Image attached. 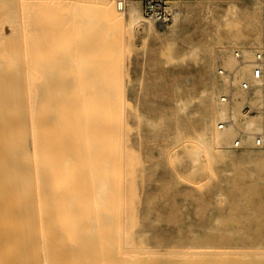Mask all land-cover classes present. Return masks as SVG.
I'll return each instance as SVG.
<instances>
[{
  "label": "rangeland",
  "instance_id": "obj_1",
  "mask_svg": "<svg viewBox=\"0 0 264 264\" xmlns=\"http://www.w3.org/2000/svg\"><path fill=\"white\" fill-rule=\"evenodd\" d=\"M109 1L115 9L116 0ZM18 2L13 28L19 40L12 27L4 29L0 9V64L8 71L0 74V264L53 257L60 264H264V152L216 149L205 140L206 150L197 139L203 115L215 128L209 119L216 98L231 83L217 69L236 68L233 51L264 45V0H169L174 16L166 26L142 17L133 28L104 22L95 3L81 2L64 53L60 1L27 0L21 10ZM129 5L143 15L141 0H125ZM17 48L24 116L20 72L8 62ZM24 49L34 72H46L37 74L41 79L25 70ZM73 54L83 59L66 61ZM227 54L234 58L230 68L221 62ZM49 75L60 78L54 143L42 111L53 85ZM5 143L14 147L15 153L6 148L19 167L10 165ZM59 164L60 186L51 187L46 173L58 174ZM34 236L37 251L31 250Z\"/></svg>",
  "mask_w": 264,
  "mask_h": 264
},
{
  "label": "bare ground",
  "instance_id": "obj_2",
  "mask_svg": "<svg viewBox=\"0 0 264 264\" xmlns=\"http://www.w3.org/2000/svg\"><path fill=\"white\" fill-rule=\"evenodd\" d=\"M15 1L16 0H1V5H0V9H1V13H2V15L4 16V19H3V23H4V29L8 32V28H10V27H12L13 28V26L15 27V24H14V22H13V18H14V16H15V18H16V12H15ZM17 1H19L18 2V8H20V10L22 9V8H25L26 6H27V0H17ZM60 1V37H62V41L63 42H61V45H59L60 47H61V50H63L62 51V53H64V49H66V48H68V46L70 45V43L69 42H67V41H65L64 40V38L66 37V36H68L69 34H71V32H72V29H70L71 28V24L74 22V14H73V11H74V8L75 7H77V6H79V4L81 3V2H83V3H86L87 1L89 2V3H91V4H96L97 6H98V8H99V11H100V14H101V16H102V19H103V21L104 22H110V23H116V24H123V23H127V25H128V28H133L134 26H136L140 21H141V19H142V17H143V19H146L145 18V16H143V15H140L139 13H138V11H137V9L135 8V7H133V6H131V5H129V6H125V0H121V2H123V4H122V7L121 6H119V2H120V0H116L115 1V9H114V5L112 4V2H110L109 0H59ZM54 3V2H53ZM167 3H169V0H166V4ZM169 8H170V10H171V12H172V15L174 16V11H173V9L170 7V5H167ZM257 9H258V7L257 6H255V7H252V9H250L251 10V15L253 16V20L255 21L256 20V15H257ZM119 11V13L120 14H116L115 13V11ZM20 12V11H19ZM57 12H59V11H57ZM0 13V14H1ZM250 13V12H249ZM21 14H23V12L21 11ZM86 14V13H85ZM23 16V15H22ZM22 16H20V17H22ZM20 17H19V20H20ZM22 21V20H21ZM21 21H19V22H21ZM95 21H97V20H95ZM12 23H13V25H12ZM22 23H23V21H22ZM22 23L20 24V26L22 25ZM88 23V22H87ZM17 24V23H16ZM17 26V25H16ZM158 26H160V27H164V26H166V25H163V24H159ZM157 26V27H158ZM150 27V26H149ZM19 28V27H18ZM21 28V27H20ZM22 28H23V26H22ZM34 28V27H33ZM128 28H127V30H128ZM28 28H26L25 29V27H24V30L26 31ZM149 29V28H148ZM13 30H15L14 31V33H12V34H15V36L18 38V34H17V32H16V30L17 29H15V28H13ZM12 30V31H13ZM20 30H22V29H20ZM2 31H3V34H5L4 33V30L2 29ZM25 31H23L22 30V33L24 34V32ZM2 33V32H1ZM9 33H11V32H9ZM17 34V35H16ZM23 34H21V37H22V35ZM1 35V34H0ZM32 35H33V33H32ZM26 36V35H25ZM25 36L23 35V37H24V39H25ZM11 37H13V36H11ZM5 38V37H4ZM3 38V39H4ZM15 38V37H14ZM14 38H12V39H14ZM17 38H15L16 39V41H15V39L13 40V42L12 43H16V47H18L17 45H19V42L17 43V41L19 40V38H18V40H17ZM23 38H21V40H24ZM4 41H5V39H4ZM11 41V40H10ZM26 40H24V42H25ZM21 42H23V41H21ZM23 42V43H24ZM3 43V42H2ZM22 43V44H23ZM0 44H1V42H0ZM4 44V43H3ZM5 44H6V42H5ZM8 44V43H7ZM26 44V43H25ZM25 44H23V47L25 46ZM15 45V44H14ZM0 47H2V46H0ZM15 47V48H16ZM27 47V46H26ZM25 47V48H26ZM60 47L59 48H56V49H60ZM262 47H264V45L263 46H260V47H257V48H254V49H252V50H250L249 51V48H246V49H243V51H241V50H239L242 54H241V56H242V59H243V61H246V62H248V61H250L251 59H252V55H253V52L254 51H256V50H258V49H260V48H262ZM14 47H12V49H13ZM18 50L16 51V49L15 50H13V52L15 53V55H14V58L16 57V55L18 56V54H20L19 53V48H17ZM23 49V48H22ZM27 49H28V47H27ZM23 50L24 52L22 53V54H25L24 56L22 55V60L23 61H25V62H27L25 65H26V67L28 66V68H26V67H24L25 68V70L26 69H28L31 73H32V71H33V73L32 74H34L35 75V73H36V75L33 77V79L35 78V79H38V78H40V77H42L46 72H43L42 71V73H43V75H42V73H40V72H38L37 73V71H35L34 72V69H33V67H32V65L30 66L29 65V62L27 61V60H25L24 59V57L26 56L27 57V55H28V53H26V51H28V50ZM53 51H54V48H53ZM236 51H238V50H236ZM236 51H233V55H234V53L236 52ZM238 51V52H239ZM18 52V53H17ZM243 53H245V55H243ZM27 54V55H26ZM65 55V54H64ZM247 55V56H246ZM20 56V55H19ZM28 57H29V55H28ZM14 58H12V60L11 61H8V62H10V63H12V61L15 63V67H16V69L18 70V72H20V73H16L18 76L21 74V70H19L20 68H21V63H19L20 61V57H16L15 59ZM18 59V60H17ZM65 59H68V60H66V61H69V60H73V62H77L79 59H83L82 58V55H80V54H73V55H70V56H68L67 58H65ZM17 60V61H16ZM19 61V62H18ZM30 61V60H29ZM65 60H63V62H64ZM25 62H23V63H25ZM221 62H222V66L223 67H225V68H230V67H232L233 66V63H234V58H233V56H231V55H229V54H227V56H224V58H223V60H221ZM69 63V62H68ZM7 64H9V63H7ZM6 64V65H7ZM20 66V68H19V66ZM64 64V63H63ZM67 64V63H66ZM73 64V63H72ZM77 64V63H76ZM24 65V64H23ZM10 66H12V65H10ZM18 66V67H17ZM14 67V68H15ZM29 67H30V69H29ZM34 68H35V66H34ZM44 70V69H43ZM226 70V69H225ZM219 71V69H217V72ZM228 71H231V70H228ZM7 73L8 71H6V68H4L3 66L1 67V64H0V74H3V73ZM11 72H12V70H11ZM25 72V71H24ZM52 72V71H51ZM50 72V73H51ZM15 73V72H14ZM49 73V74H50ZM13 74V73H12ZM40 76H38V75ZM47 74H48V72H47ZM16 75V76H17ZM50 75H52V73L50 74ZM50 75L49 76H47V78H49L50 77ZM1 76V75H0ZM3 76V75H2ZM8 76V75H7ZM12 76H14V75H12ZM18 76L16 77V79L18 78ZM46 76V75H45ZM20 78V79H19ZM19 78H18V80H17V83H16V85L17 86H19L17 89H19V90H17V92H18V94H20L19 96H20V99H18V102H19V100H20V102H22L23 101V94H22V80H21V76H19ZM24 78H26V77H24ZM46 78V79H47ZM240 78H243V79H245V80H248V81H250V75H249V66H247V65H245V66H243L241 69H240ZM0 79H1V77H0ZM34 79V80H35ZM41 79V78H40ZM50 79H51V77H50ZM9 80V79H8ZM25 80V79H24ZM33 80V83L35 82ZM39 80V79H38ZM4 81V80H3ZM14 81V83H13V87H14V84H15V80H12V82ZM26 81V80H25ZM2 81H0V84H2L1 83ZM11 82V83H12ZM47 82H49V84H53V85H50V86H48V88H47V94H46V101H45V105H44V107H43V109H42V111H43V115H44V118H45V124H46V127H48V129H49V132H48V137H49V139H50V141L52 142V143H54L55 141H52V139H54V137H56V140L59 138V135L55 132V130L54 129H58V130H60V78H58V79H51V80H47ZM214 82V81H213ZM9 83V82H8ZM20 83V84H19ZM35 84V83H34ZM33 84V87H32V85H31V91L33 92V94H31L32 95V98H33V100H31L32 101V103L33 104H31V105H35L34 103L36 102V98H37V95H36V91L38 90V87H37V90H35L36 88H34V86H36V85H34ZM44 85H45V81H44V83H43ZM27 85V84H26ZM44 85H42L43 87H44ZM3 86V85H2ZM1 86V89L3 88ZM41 86V87H42ZM40 87V88H41ZM213 87H214V85H213ZM25 88H26V86H25ZM4 89V88H3ZM13 90L15 89V88H12ZM33 90H35V91H33ZM41 90V89H40ZM39 90V91H40ZM3 92V91H2ZM14 92V91H13ZM42 92V91H41ZM222 92H224V91H222ZM35 93V94H34ZM37 93H39L38 91H37ZM236 93V92H235ZM14 94V98H15V93H13ZM33 95H34V97L36 96V98H34L33 97ZM206 95V93H205V91L204 90H202L201 91V95L200 96H205ZM1 98H2V101L4 102L5 101V99H4V93H1ZM18 96V97H19ZM26 96H27V93H26ZM236 98H238V97H240L241 99H243V94L240 92V91H238L237 90V95L235 96ZM28 98V97H27ZM31 98V99H32ZM27 100V99H26ZM35 100V101H34ZM16 102V101H15ZM18 103L19 105H20V107H21V116H24L23 114H24V110H22L24 107H22L23 106V102H22V104L21 103ZM214 102V101H213ZM238 102V103H237ZM250 102L252 103V104H254V105H256L257 104V102H258V97L256 96V97H254L253 99H251L250 100ZM26 103H27V101H26ZM236 103H237V106H236ZM239 103H241V101L240 100H234V102H233V104L232 105H227V104H223V103H220L219 101H218V96H217V98H216V101H215V107H213V108H215L214 109V113H213V115L210 117V121H211V124L213 123V120H216V123H215V128L214 129H209L208 127H207V124H206V121H207V118L208 117H206V116H202L201 117V119H202V128H201V130H200V132H199V134L197 135V139H198V142L201 144V145H203L204 146V149H206L207 150V148H208V146L205 144V140H207V142L209 143V145H211L213 148H216V149H220V148H233L232 146H231V143H232V140H233V138L237 135V133H239L240 131L239 130H237L236 131V134H235V130L236 129H240V130H242L241 132L245 135L243 138H242V145L239 147V148H233V149H240V150H245V149H247V150H261L262 152H264V137H263V145L261 146V147H256V146H254L252 143H251V138H250V134L251 133H253V132H255L256 130L258 131V130H260V129H264V124H263V122H262V119H261V117H259V116H252V117H250V118H247V119H244V120H242L241 118H240V109H241V104H240V107H238L239 106ZM28 104V103H27ZM3 105L4 106H6V101L3 103ZM15 106H16V103H15ZM9 107V106H8ZM33 107V106H32ZM16 108V107H15ZM19 108V107H18ZM34 108V107H33ZM4 109H6V113L5 114H7V108H4ZM28 109V108H27ZM32 109V108H31ZM1 111V110H0ZM17 112V111H16ZM33 112H34V110H33ZM2 114V113H1ZM1 114H0V116H1ZM29 114V113H28ZM10 117V115L8 114V118ZM227 118H230L231 119V123L230 124H228V125H226L224 128H218V122L219 121H222V120H224V119H227ZM1 119H2V117H1ZM6 119H7V116H6ZM20 119V118H19ZM24 117H21V121H22V123H24ZM29 119V118H28ZM31 119H32V117H31ZM8 120V119H7ZM18 120V119H17ZM260 121H261V123H260ZM29 122V121H28ZM10 123V122H9ZM31 123V122H30ZM29 123V124H30ZM4 124V123H3ZM2 124V125H3ZM8 124V123H7ZM17 124H19V123H17ZM33 124V123H32ZM20 125V124H19ZM24 125H25V123H24ZM24 125L22 124V126L24 127ZM31 125V124H30ZM33 128H34V124H33V126H32ZM5 128V127H4ZM8 128H10V127H8ZM11 129V128H10ZM4 130V129H3ZM3 130H2V132H3ZM34 131H33V137H36V131H35V129H33ZM30 131V130H29ZM1 132V133H2ZM4 132H6V130L4 131ZM11 133V131L9 132V134ZM24 133V132H23ZM8 134V132L6 133V135ZM31 134V133H30ZM9 136H11V134L9 135ZM21 136V135H20ZM19 136V137H20ZM29 136H31V135H29ZM19 137H17V139H19V140H22L21 138H19ZM32 137V138H33ZM31 138V137H30ZM11 138L9 137V140H10ZM34 140L36 139V138H33ZM12 140H10V142H11ZM4 142V141H3ZM5 142H8V139L5 141ZM21 142V141H20ZM35 142V141H34ZM10 143H5V149L7 150L6 152H7V156H8V158H9V156H10V154H8L9 152H12L11 151V149L14 151V147H12L11 145H9ZM35 144H36V142H35ZM8 146H11L10 148V151H9V149H7L8 148ZM58 146H60V144H58ZM7 147V148H6ZM16 149H17V147H16ZM18 150V149H17ZM9 151V152H8ZM25 151L27 152V149L25 148ZM22 152H23V150H22ZM31 152H32V148H31ZM13 153H15V151L13 152ZM242 153H245V152H242ZM12 154V153H11ZM26 154L27 153H25V155L23 154L22 156H26ZM33 154V153H32ZM32 154H31V156H32ZM13 155V154H12ZM11 155V156H12ZM35 155V154H34ZM56 155L58 156V158H60V147L56 150ZM11 156H10V159H9V161L12 159L11 158ZM14 156H15V154H14ZM27 158H28V154H27ZM35 158H36V156H35ZM34 158V159H35ZM2 159V158H1ZM14 159H16L15 157H14ZM24 159H26V157L24 158L23 157V160ZM31 159H33V158H31ZM261 160H262V158H260ZM16 160H18V159H16ZM13 161L14 162V164L17 166V167H19L18 165H19V163L17 162V161ZM24 161H26V160H24ZM33 161V160H32ZM65 161V160H64ZM67 161V160H66ZM12 162V160L10 161V165L12 164L13 165V162ZM15 162H17V163H15ZM22 162V161H21ZM2 163V162H1ZM24 164H26V165H29L28 164V162H24ZM65 164V163H64ZM63 164V165H64ZM4 165H5V163H4ZM4 165H2V166H4ZM32 165H33V163H32ZM9 167V166H8ZM14 167V166H13ZM20 167H23L22 165L20 166ZM28 168H29V166H27ZM15 168V167H14ZM57 168H58V174H53L52 172H50V171H47V173H46V177H47V179H46V181L48 182V184H49V186H51V187H58V186H60V164L57 166ZM5 169H6V167H5ZM23 169H25L26 170V168H24L23 167ZM17 170L19 171V174H20V170H21V168H20V170L17 168ZM3 171H4V169H3ZM6 171V170H5ZM14 171L16 172V174L18 173L16 170H14L13 169V174H14V179H15V173H14ZM22 171H24V170H22ZM27 171V170H26ZM33 171H34V169H33ZM25 172V171H24ZM29 172H30V170H29ZM23 173V172H22ZM8 174V173H7ZM26 174H30V173H26ZM25 173H23V175H26ZM11 175H12V173H11ZM28 175H26V176H28ZM33 175H34V173H33ZM26 176H25V180H26ZM30 176V175H29ZM28 176V181H30V177ZM13 177V176H12ZM12 177H11V179H12ZM17 177H19L20 178V176H18L17 175ZM37 177V176H36ZM24 178V177H23ZM34 178V177H33ZM14 179H12V180H14ZM9 180V179H8ZM21 180V179H20ZM24 180V181H25ZM26 180V181H27ZM35 180V179H34ZM25 181V182H26ZM13 182V181H12ZM21 182V181H20ZM28 184L30 183V182H27ZM36 183V182H35ZM16 183H14L13 182V186L15 185ZM28 184H26V185H28ZM30 185V184H29ZM28 185V186H29ZM35 185V184H34ZM16 186V185H15ZM22 187H24V185H23V182H22V185H21ZM36 186V185H35ZM34 186V187H35ZM68 186V185H67ZM21 187V188H22ZM28 188V187H27ZM26 188V191L28 190ZM17 189V188H16ZM14 190V189H13ZM15 191V190H14ZM36 191V190H35ZM34 191V192H35ZM99 191H100V189H99ZM17 192V191H16ZM23 192V191H22ZM37 192V191H36ZM15 193V192H14ZM24 193V192H23ZM35 195H36V193H35ZM15 197H17V196H15ZM36 197V196H35ZM69 197V196H68ZM67 197V198H68ZM18 198V197H17ZM32 197H31V193L28 195V200H30V203H31V207L33 206L32 205ZM36 199V198H35ZM17 200V199H16ZM40 202V201H39ZM37 203V202H36ZM69 203V202H68ZM15 204H16V202H15ZM24 204V203H23ZM37 205V204H36ZM102 204H100V206H101ZM22 206H24V205H22ZM100 206H99V208H100ZM16 207H17V205H16ZM30 207V208H31ZM39 207V206H38ZM18 209H19V207H17ZM33 208V207H32ZM31 208V212L33 213H31V216H33V219H32V226H35V222H33L34 221V212H33V209ZM37 208V207H36ZM40 209V208H39ZM24 212H26V211H24ZM30 212V211H29ZM16 214H17V210H16ZM30 214V213H29ZM19 218H20V216H19ZM38 218V217H37ZM41 219V218H40ZM27 224H29L28 222H27ZM31 224V223H30ZM34 224V225H33ZM38 224H39V222H38ZM22 226V225H21ZM38 226V229H39V225H37ZM33 228V227H32ZM41 228V227H40ZM34 230H32L33 231V233L35 232L36 233V230H35V228H33ZM41 230V229H40ZM34 233V234H35ZM39 235H40V237H41V235H42V233L41 232H39ZM21 237H23V236H21ZM24 238V237H23ZM21 239L22 240V242H23V240L24 239ZM30 239V238H29ZM43 239V238H42ZM32 240V239H31ZM30 240V241H31ZM34 241H35V236H34V239H33ZM27 241V240H26ZM39 241H40V244H42V246H43V248L45 247V245H43L44 244V240H42V242H41V240L39 239ZM31 243H32V241H31ZM34 243V247L35 248H32V246L33 245H31V250H36L37 251V242L35 241V242H33ZM24 244V243H23ZM120 245V244H119ZM25 246V245H24ZM24 246H23V248H24ZM27 246V245H26ZM120 247V246H119ZM25 249H26V247H25ZM25 249H24V252H25ZM47 249V248H46ZM27 250V249H26ZM35 252V251H34ZM33 253V252H32ZM40 253H42L41 251H40ZM25 255H26V253H25ZM43 255V254H42ZM41 255V256H42ZM38 256V255H37ZM195 257V256H194ZM26 258H27V256H26ZM52 258V257H51ZM1 260H2V258H0ZM25 260V259H24ZM27 260V259H26ZM44 260V262H43V264H60V262H59V260L56 258V257H53L52 259H50V260H48L47 261V259L46 258H44L43 259ZM0 263H2V262H0ZM34 263V262H33Z\"/></svg>",
  "mask_w": 264,
  "mask_h": 264
},
{
  "label": "built area",
  "instance_id": "obj_3",
  "mask_svg": "<svg viewBox=\"0 0 264 264\" xmlns=\"http://www.w3.org/2000/svg\"><path fill=\"white\" fill-rule=\"evenodd\" d=\"M142 13L145 17L153 19L158 24L166 25L172 18V12L166 4V0H141ZM123 2H119L122 7ZM234 57L237 61L235 69L228 71L219 69L218 74L226 77L231 83L228 84L224 92L218 95V101L223 104L232 105L234 100L241 101L240 118L242 120L252 116H259L264 124V47L253 52L252 59L243 61L241 53L236 51ZM249 66L250 81L240 78V69ZM243 94V99L235 97V91ZM258 97L256 105L250 102L254 97ZM231 123L227 118L218 122V128H224ZM245 135L240 131L233 138L231 146L239 148L242 145V138ZM264 129H260L250 134L251 143L256 147L263 145Z\"/></svg>",
  "mask_w": 264,
  "mask_h": 264
}]
</instances>
